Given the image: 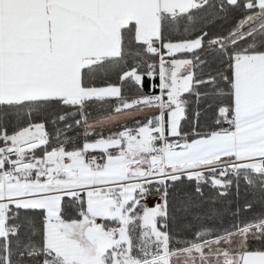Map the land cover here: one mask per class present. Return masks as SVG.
<instances>
[{
    "label": "snow or ice",
    "instance_id": "obj_1",
    "mask_svg": "<svg viewBox=\"0 0 264 264\" xmlns=\"http://www.w3.org/2000/svg\"><path fill=\"white\" fill-rule=\"evenodd\" d=\"M0 264H264V0H0Z\"/></svg>",
    "mask_w": 264,
    "mask_h": 264
},
{
    "label": "trees",
    "instance_id": "obj_2",
    "mask_svg": "<svg viewBox=\"0 0 264 264\" xmlns=\"http://www.w3.org/2000/svg\"><path fill=\"white\" fill-rule=\"evenodd\" d=\"M225 27H227V25H225ZM214 30H219V22H218V24H217V28L216 29H214ZM112 79H113V81H115L116 80V77L115 76H113L112 77ZM147 90V89H146Z\"/></svg>",
    "mask_w": 264,
    "mask_h": 264
},
{
    "label": "crops",
    "instance_id": "obj_3",
    "mask_svg": "<svg viewBox=\"0 0 264 264\" xmlns=\"http://www.w3.org/2000/svg\"><path fill=\"white\" fill-rule=\"evenodd\" d=\"M120 123H123V122H120ZM115 127H119V124H116V125H114ZM152 200H150V201H148V203L151 205L152 204Z\"/></svg>",
    "mask_w": 264,
    "mask_h": 264
},
{
    "label": "built area",
    "instance_id": "obj_4",
    "mask_svg": "<svg viewBox=\"0 0 264 264\" xmlns=\"http://www.w3.org/2000/svg\"><path fill=\"white\" fill-rule=\"evenodd\" d=\"M150 200H151V199H150ZM150 200H149V201H150Z\"/></svg>",
    "mask_w": 264,
    "mask_h": 264
}]
</instances>
